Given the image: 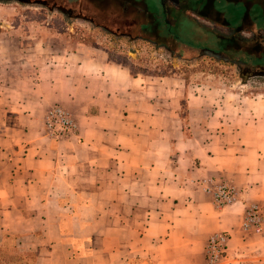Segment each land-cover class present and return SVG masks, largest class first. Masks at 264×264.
Returning <instances> with one entry per match:
<instances>
[{"label":"crops","instance_id":"obj_1","mask_svg":"<svg viewBox=\"0 0 264 264\" xmlns=\"http://www.w3.org/2000/svg\"><path fill=\"white\" fill-rule=\"evenodd\" d=\"M25 16L0 9V246L12 237L32 264H208L224 231L219 264H264V237L241 227L264 206V91L133 73ZM54 105L76 124L59 139ZM207 179L239 199L215 207Z\"/></svg>","mask_w":264,"mask_h":264},{"label":"rangeland","instance_id":"obj_2","mask_svg":"<svg viewBox=\"0 0 264 264\" xmlns=\"http://www.w3.org/2000/svg\"><path fill=\"white\" fill-rule=\"evenodd\" d=\"M51 4L1 0L23 12L26 22H48L51 30L109 51L133 73L181 74L199 81L216 75L241 81L246 93L264 91V0H58ZM84 14V16H82ZM229 60V61H228ZM235 61L236 63H234ZM229 81V82H228ZM8 237L0 264H32Z\"/></svg>","mask_w":264,"mask_h":264},{"label":"built area","instance_id":"obj_3","mask_svg":"<svg viewBox=\"0 0 264 264\" xmlns=\"http://www.w3.org/2000/svg\"><path fill=\"white\" fill-rule=\"evenodd\" d=\"M44 126L50 137L63 138L73 133L76 124L61 105H54L45 114ZM203 190L211 196L213 205L221 208L239 199L235 185L225 180H203ZM243 231L264 237V206L253 202L246 207L241 225ZM229 234L220 231L212 233L205 243L204 252L208 264H219L224 258Z\"/></svg>","mask_w":264,"mask_h":264},{"label":"flooded vegetation","instance_id":"obj_4","mask_svg":"<svg viewBox=\"0 0 264 264\" xmlns=\"http://www.w3.org/2000/svg\"><path fill=\"white\" fill-rule=\"evenodd\" d=\"M16 1L24 2V3L33 2V3L42 4V5L51 4V5H53V7H62V8H64L66 10L65 14H67V15H72V13H73L72 8H69V7L65 8V7L59 5L58 0H16ZM82 16H84V14H82Z\"/></svg>","mask_w":264,"mask_h":264},{"label":"water","instance_id":"obj_5","mask_svg":"<svg viewBox=\"0 0 264 264\" xmlns=\"http://www.w3.org/2000/svg\"><path fill=\"white\" fill-rule=\"evenodd\" d=\"M57 9H59L61 12L65 13L66 10L62 7H57ZM254 76H263L264 75V72H257V73H254L253 74Z\"/></svg>","mask_w":264,"mask_h":264},{"label":"trees","instance_id":"obj_6","mask_svg":"<svg viewBox=\"0 0 264 264\" xmlns=\"http://www.w3.org/2000/svg\"><path fill=\"white\" fill-rule=\"evenodd\" d=\"M229 61V60H228ZM234 63H236L235 61H233Z\"/></svg>","mask_w":264,"mask_h":264}]
</instances>
